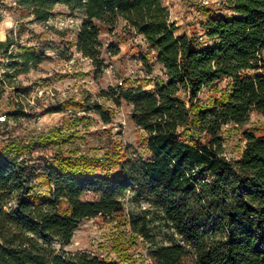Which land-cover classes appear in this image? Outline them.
Returning a JSON list of instances; mask_svg holds the SVG:
<instances>
[{"label":"trees","instance_id":"1","mask_svg":"<svg viewBox=\"0 0 264 264\" xmlns=\"http://www.w3.org/2000/svg\"><path fill=\"white\" fill-rule=\"evenodd\" d=\"M14 3L36 22L51 18L57 5L82 12L74 46L97 73L103 68L101 25L114 28L122 20L152 48L166 79L152 90L121 84L100 91L117 106H132L131 118L145 132V155L123 149L115 159L60 150L34 156L37 148L64 144L67 135L58 128L36 138L0 139V264H264V133L243 130L235 158L227 157L222 135L225 125L242 126L252 112L264 116V0H224L223 13L206 9L200 23L205 43L176 35L162 0ZM14 43L0 39L1 60L13 57ZM19 46L24 64L43 56ZM6 65L20 70L17 61ZM224 79L228 86L219 89ZM204 88L215 93L201 100ZM68 102L111 120L101 104ZM4 114L23 116L19 109ZM35 178L44 180L45 192L36 190ZM127 195L140 210L124 223L147 243L146 257L107 259L64 249L83 220L123 214Z\"/></svg>","mask_w":264,"mask_h":264},{"label":"rangeland","instance_id":"2","mask_svg":"<svg viewBox=\"0 0 264 264\" xmlns=\"http://www.w3.org/2000/svg\"><path fill=\"white\" fill-rule=\"evenodd\" d=\"M169 10V18L176 26V35L186 34L200 42H207L200 23L206 18L205 10L223 13L224 0H162ZM0 13V39L7 36L15 43L11 47L12 58L1 60L0 82V139L17 137L36 138L54 128L67 135L64 144L37 148L34 156H49L56 150L71 156H94L101 160L123 149L138 151L145 155V132L136 126L131 118L132 106L125 102L115 105L100 95L101 90L119 85L141 86L152 90L155 83L164 81L166 76L155 53L142 35L125 27L119 20L114 28L101 25L99 41L103 68L97 73L89 58L76 52L74 42L82 22V12L69 14L66 7L57 5L54 15L46 22H36L27 11L14 3L4 0ZM19 45L32 46L36 54L24 64L25 53ZM116 51V52H114ZM146 56V63L143 58ZM19 63V71L6 64ZM8 71L3 76V71ZM126 82V84H124ZM28 87L25 93L17 92L12 86ZM219 89L228 86L227 80L218 82ZM4 87V88H3ZM212 90L204 88L200 99H206ZM87 100L98 103L112 112L111 120L105 123L95 111H81L80 107L68 101ZM58 105H65L64 111H57ZM8 109L22 110L23 116L7 119ZM243 130L264 133V116L252 112L248 122L242 126L228 124L223 127L224 147L227 157H237L244 145ZM189 139V136H185ZM194 137V136H193ZM36 190L45 192L47 187L42 178H35ZM86 195L85 198H90ZM124 213L112 218L97 216L83 220L74 231L71 242L64 247L67 251H87L107 259H117L124 254L134 259L146 257L147 243L134 233L124 219L140 207L133 204L130 195L123 199ZM142 208H148L142 203ZM187 264H192L190 261Z\"/></svg>","mask_w":264,"mask_h":264},{"label":"crops","instance_id":"3","mask_svg":"<svg viewBox=\"0 0 264 264\" xmlns=\"http://www.w3.org/2000/svg\"><path fill=\"white\" fill-rule=\"evenodd\" d=\"M2 40V39H1Z\"/></svg>","mask_w":264,"mask_h":264}]
</instances>
